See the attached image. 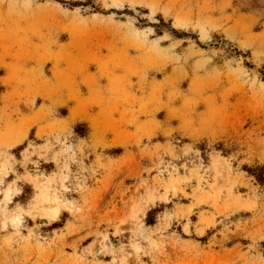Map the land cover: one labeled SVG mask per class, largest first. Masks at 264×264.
I'll return each instance as SVG.
<instances>
[{"label":"rangeland","instance_id":"rangeland-1","mask_svg":"<svg viewBox=\"0 0 264 264\" xmlns=\"http://www.w3.org/2000/svg\"><path fill=\"white\" fill-rule=\"evenodd\" d=\"M0 264H264V0H0Z\"/></svg>","mask_w":264,"mask_h":264},{"label":"crops","instance_id":"crops-1","mask_svg":"<svg viewBox=\"0 0 264 264\" xmlns=\"http://www.w3.org/2000/svg\"><path fill=\"white\" fill-rule=\"evenodd\" d=\"M184 226V225H183Z\"/></svg>","mask_w":264,"mask_h":264}]
</instances>
